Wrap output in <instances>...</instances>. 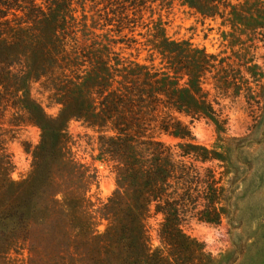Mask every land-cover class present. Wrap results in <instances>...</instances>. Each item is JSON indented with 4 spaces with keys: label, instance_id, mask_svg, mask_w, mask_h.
I'll list each match as a JSON object with an SVG mask.
<instances>
[{
    "label": "rangeland",
    "instance_id": "obj_1",
    "mask_svg": "<svg viewBox=\"0 0 264 264\" xmlns=\"http://www.w3.org/2000/svg\"><path fill=\"white\" fill-rule=\"evenodd\" d=\"M3 1L0 164L14 182L33 169L42 131L33 108L25 105L27 99L48 118L59 115L69 102L73 109L84 105L82 113L75 110L66 117L61 145L65 158L86 175L70 187L82 199L80 215L91 222L86 238L103 236L111 223L103 207L122 167L109 152L120 127L139 141L160 143L178 162L197 169L203 181L212 175L219 186L232 175L227 161L237 164L235 143L244 138L249 146L258 139L257 129L264 122V0L204 1L196 11L172 0L165 7L145 9L135 30L124 36L103 26V11L94 0H67L71 11L66 22L55 10L62 0H8L9 9ZM41 11L50 14L47 20L35 18ZM42 45L46 47L40 55L35 49ZM125 80L136 95L135 104L103 111V98L120 93ZM175 85L197 87L196 96L211 106L214 116L188 114L157 89ZM87 96L91 109L83 102ZM188 147L198 154L187 152ZM200 203L199 208L205 207L203 198ZM162 222L163 215L151 207L143 220L151 250L167 248ZM232 224L224 214L212 223L189 211L180 228L208 258L221 261L233 250L234 240L245 253L237 264H264L261 221L253 219L248 229L238 219ZM12 229L11 220L0 217V264H103V243H86L74 229L69 230L68 244H31L23 238L10 244Z\"/></svg>",
    "mask_w": 264,
    "mask_h": 264
},
{
    "label": "trees",
    "instance_id": "obj_2",
    "mask_svg": "<svg viewBox=\"0 0 264 264\" xmlns=\"http://www.w3.org/2000/svg\"><path fill=\"white\" fill-rule=\"evenodd\" d=\"M94 1H97L96 5L100 4L103 11V26L123 36L135 30L145 9L153 5L165 7L172 3V0ZM181 1L195 11L204 1L208 5L222 3L221 0ZM3 2L7 9L11 8L8 0ZM13 2L18 3L19 0ZM55 10L59 12L58 18L66 22L67 14L71 11L70 2L62 0L61 6ZM48 14L41 11L35 18L47 20ZM45 47L42 45L35 50L43 55L40 48L43 50ZM128 82L120 83V93L103 98V111L110 113L117 111L119 104L127 109L135 104L136 95ZM196 88L192 85H175L157 89L188 114L214 116L211 106L196 96ZM136 89L140 92L138 86ZM83 102L89 109L94 106L88 96ZM25 105L34 110V120L41 128L42 140L33 153V169L24 180H10L4 173V165L0 164V217L11 220L15 226V230L10 231V244H16L19 238L31 244H68L69 230L74 229L85 237L86 243L88 239L103 243L99 259L103 264H237L245 257L240 243L233 240V250L221 261L206 257L201 247L181 231L183 214L190 211L201 220L212 223L219 221L224 214L229 224L238 219L246 229L256 218L264 228V122L257 129L258 139L250 140L251 145L248 146L249 140L244 138L235 143L237 164L227 161L232 175L221 186L217 185L219 181H215L212 175L203 181L197 169L178 162L160 143L139 141L128 132L127 127H120L118 134L110 141L109 152L121 161L122 167L117 186L103 207L104 214L111 217V223L103 236L86 238L85 232L91 227V222L80 215L82 199L70 189L76 181L84 180L86 175L79 170L81 166L65 158L61 145L66 117L74 114L75 110L82 113L84 105L80 109H73L75 107L69 102L53 118L46 117L30 99ZM179 133L185 134V131ZM187 149V152L198 154L194 148ZM201 198L205 200L202 209L199 208ZM151 207L163 215L161 235L167 244L165 250H151L148 245L143 220ZM231 227L235 226L232 224ZM74 238L78 239V235ZM98 248H93L95 255Z\"/></svg>",
    "mask_w": 264,
    "mask_h": 264
}]
</instances>
